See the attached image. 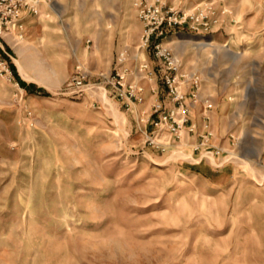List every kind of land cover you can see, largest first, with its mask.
I'll list each match as a JSON object with an SVG mask.
<instances>
[{"label": "rangeland", "instance_id": "rangeland-1", "mask_svg": "<svg viewBox=\"0 0 264 264\" xmlns=\"http://www.w3.org/2000/svg\"><path fill=\"white\" fill-rule=\"evenodd\" d=\"M225 2L213 33L167 31L202 78L187 99L196 131L180 139L154 125L156 102L175 107L160 80L140 79L144 101L128 109L102 79L122 49L160 68L137 50L132 0H42L25 8L23 37L0 36L12 71L0 74V264H264L261 145L235 134L264 127V0ZM78 65L83 92L67 86ZM205 123L220 153L195 150Z\"/></svg>", "mask_w": 264, "mask_h": 264}, {"label": "built area", "instance_id": "built-area-1", "mask_svg": "<svg viewBox=\"0 0 264 264\" xmlns=\"http://www.w3.org/2000/svg\"><path fill=\"white\" fill-rule=\"evenodd\" d=\"M226 0H201L193 7L170 6L164 0H132L137 8L143 29L137 50L153 49L154 56L160 61L159 70H155L145 57L138 53L130 56L127 49L117 54L115 64L110 73L102 74L105 84L110 85L112 92L128 108L132 109L136 102L144 101L145 87L140 79L148 81L160 80L167 88L168 95L175 103L169 111L162 110V104H154L157 120L154 125L159 131L167 130L177 138H181L183 129L195 132L196 125L189 121L188 95L196 102L200 97L202 78L196 72L184 71L181 61L175 56L172 48L167 45V31L172 28L187 29L197 34H210L219 29L225 16L231 14ZM42 0H0V36L4 33H24V10L37 13ZM134 61V66L129 64ZM0 74H12L7 61L0 58ZM88 79V72L77 66L76 73L70 78L67 86L73 91L83 92ZM154 90V89H153ZM214 132L208 123L199 134L200 147L214 148L215 153L221 149L211 143ZM157 147L164 146L161 141H153Z\"/></svg>", "mask_w": 264, "mask_h": 264}, {"label": "crops", "instance_id": "crops-1", "mask_svg": "<svg viewBox=\"0 0 264 264\" xmlns=\"http://www.w3.org/2000/svg\"><path fill=\"white\" fill-rule=\"evenodd\" d=\"M170 2L173 3H177L179 0H169ZM179 3L183 4L184 6H186L187 4L190 3L191 5V0H180ZM1 51H4V46H0ZM114 65V64H113ZM249 130L244 131V128L237 130L235 132L236 134V139H237V143L239 144V146H241V148H244L245 146H247V143L250 141H255L258 140L260 142L261 145V149H259L258 151L254 150L253 144L251 145L253 148V152L251 157L255 158L258 161H264V127L257 129H253L251 135H248ZM229 138H227V140L224 141V145H228L229 144Z\"/></svg>", "mask_w": 264, "mask_h": 264}, {"label": "trees", "instance_id": "trees-1", "mask_svg": "<svg viewBox=\"0 0 264 264\" xmlns=\"http://www.w3.org/2000/svg\"><path fill=\"white\" fill-rule=\"evenodd\" d=\"M11 67H12V69H13V72L15 73V75L17 76V78H18V80H19V83H21V85L23 86V88H25V89H27V90H30V85H27L26 83H25V81H23L22 79H21V77H20V75L18 74V72H17V68H16V65L11 61ZM36 90V89H35ZM34 90V91H35ZM38 90H42V89H37V91ZM43 92H45V91H43ZM45 94H47L46 92H45Z\"/></svg>", "mask_w": 264, "mask_h": 264}, {"label": "bare ground", "instance_id": "bare-ground-1", "mask_svg": "<svg viewBox=\"0 0 264 264\" xmlns=\"http://www.w3.org/2000/svg\"><path fill=\"white\" fill-rule=\"evenodd\" d=\"M105 90V89H104ZM105 95H106V90H105Z\"/></svg>", "mask_w": 264, "mask_h": 264}]
</instances>
